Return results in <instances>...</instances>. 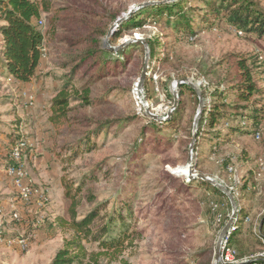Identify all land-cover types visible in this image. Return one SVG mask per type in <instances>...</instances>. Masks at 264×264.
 <instances>
[{
    "label": "rangeland",
    "instance_id": "obj_1",
    "mask_svg": "<svg viewBox=\"0 0 264 264\" xmlns=\"http://www.w3.org/2000/svg\"><path fill=\"white\" fill-rule=\"evenodd\" d=\"M173 1L48 0L50 8L41 14L44 50L34 77L27 84L19 82L0 66V229L6 238L33 234L26 251L0 242V264H49L65 236L57 218H69L71 202L65 197L63 181L76 186L85 177L74 207L78 217L106 201L100 215L121 210L125 228L132 233V243L103 264H213L215 241L232 216V204L222 190L223 194L198 182L186 184L198 174L221 184L236 201L233 216L239 228L232 245L238 260L264 258L260 227L264 112L256 129L245 116L216 126L217 136L196 132L199 117L194 128L197 114L213 100L212 92L225 91L236 82L233 62L238 56L255 57L258 68L253 77L264 91V71H260L264 70V38L238 33L219 18L210 25L203 23L198 10L193 12L194 33L176 34L163 23L155 24L153 9L147 8ZM255 1L264 7V0ZM199 2L189 1L187 7L198 8ZM131 16L142 23L125 27L119 23L107 36L117 19ZM136 41L148 50L141 83L145 51L136 47ZM147 41L157 48L153 59ZM90 48L102 49L104 67L90 85L93 101L89 105L72 102L70 119L63 127H54L49 120L50 102L68 70L57 65V51L75 54ZM120 48L123 53H117ZM84 70L76 73V85L96 69ZM236 126H242V133H230ZM97 129L90 150L72 160L65 158L70 154L62 150L65 144ZM11 130L17 133L16 140L21 136L29 144L31 154L25 160L30 176L34 157L30 141L45 139L51 151L58 183L50 186L31 176L50 199L45 206L21 205L4 173L14 143ZM254 131L260 132L259 139H254ZM227 166L236 169L238 184ZM126 201L129 209L122 205ZM14 211L18 219L11 216ZM115 226V230L122 228L119 220ZM85 245L89 250L96 248L93 243Z\"/></svg>",
    "mask_w": 264,
    "mask_h": 264
},
{
    "label": "trees",
    "instance_id": "obj_2",
    "mask_svg": "<svg viewBox=\"0 0 264 264\" xmlns=\"http://www.w3.org/2000/svg\"><path fill=\"white\" fill-rule=\"evenodd\" d=\"M189 1L195 0H174L169 3L147 6V8L153 9L151 11L155 24L163 23L176 34L194 33L193 12L198 10L202 11L201 21L203 23L210 25L219 18L234 27L235 30L255 33L264 38V7L255 0H197L200 1L198 8L187 7ZM49 8L48 0H0V66L19 82L30 81L36 73L45 44V32L38 21L41 19V14ZM141 23L142 21L131 16L123 19L120 26L140 25ZM49 39L52 41L51 37ZM135 43L136 47H142L145 51L141 41ZM147 43L150 49V59H153L157 55V48L155 44L149 41ZM123 51L124 48H120L117 53H123ZM101 53L102 49L99 48H90L75 54L66 49H58L57 65L68 70L60 78L61 85L50 102L49 120L54 127L61 128L65 121L70 119L68 113L75 108V106H71L72 102L78 101L82 105H89L93 101L89 96L90 85L104 68H102L100 60ZM162 60H164L163 57ZM255 62V57L238 56L234 60L233 66L237 72L236 82L229 85L225 91L215 90L212 92L211 99L213 100H210L209 106H206L198 116L197 133L204 131V136L208 132L215 133L214 135L217 136L219 133L215 130L216 126H224L229 121H237L241 116L251 119V126L256 129L259 120L263 117L264 102L262 97L264 91L253 77L254 71L258 68ZM84 68L89 71L96 70L89 73V78L82 84L76 85L74 77L78 71ZM258 104L259 106H256ZM228 109L234 113H230ZM241 127L230 128V133H238V131L242 133ZM99 129L94 132H84L81 138L65 144L62 150L70 152L69 156H65V158L72 160L80 152L90 150L92 147L90 139L98 135ZM11 131L14 132V130ZM13 132H9V137L12 142H16L17 133ZM85 179L86 177L76 186L63 181L65 197L71 202L68 209L69 218H57L65 236L62 246L56 251L49 264H103L104 259H116L132 243L130 238L132 233L125 228V216L121 210H115L109 214L105 212L100 215V210L104 209L106 201L78 217L74 207L77 204V195L81 193L85 184ZM194 182H198L201 187L210 189L212 192L222 193L217 186L201 178L189 180L186 184L192 185ZM122 205L129 209L127 201ZM117 220L122 225L119 230H115ZM260 223L261 229H264V215ZM237 228L230 237L229 246L232 248L235 258L238 259L240 255L232 245ZM261 235L264 237L262 230ZM85 243L96 244V248L89 250ZM256 263L264 264V258L257 259Z\"/></svg>",
    "mask_w": 264,
    "mask_h": 264
},
{
    "label": "built area",
    "instance_id": "obj_3",
    "mask_svg": "<svg viewBox=\"0 0 264 264\" xmlns=\"http://www.w3.org/2000/svg\"><path fill=\"white\" fill-rule=\"evenodd\" d=\"M38 23L43 25V20L40 19ZM237 32L241 33V30H237ZM260 136L261 134L259 131L254 133V139H259ZM30 154L31 151L27 140L20 136L10 147L9 158L11 161L5 165L4 173L10 178L17 194V201H19L21 205L29 207H42L49 204L50 199L47 195H45L44 192L41 191L40 188L34 184L30 173L26 168L25 157ZM261 165L264 169V159H262ZM227 170L232 173L235 185L238 184L240 179L237 175L236 169L233 166H227ZM230 189H234V187H230ZM215 207H217L216 204L213 205V208ZM11 216L12 218H19L18 213L15 211L12 212ZM220 217L221 215L219 214V220ZM247 219V217L244 218V220ZM236 222L237 217L233 219L230 227L221 238H219L220 233L218 234L215 241L213 264L215 262L216 256L218 257L219 264H257L256 261L258 258L251 257L250 259H244L241 261L235 258L234 252L229 246V241L233 231L238 227ZM38 223L39 221L37 220L35 223H33V225H37ZM31 236H33V234L30 233L28 235H17L11 238H6L0 229V242H5L9 246L16 245L22 251L27 250Z\"/></svg>",
    "mask_w": 264,
    "mask_h": 264
},
{
    "label": "crops",
    "instance_id": "obj_4",
    "mask_svg": "<svg viewBox=\"0 0 264 264\" xmlns=\"http://www.w3.org/2000/svg\"><path fill=\"white\" fill-rule=\"evenodd\" d=\"M26 84L28 82H25ZM30 145L32 146V150L34 152V157L31 164V176L36 182H40L43 184H48L50 186L55 185L57 182L56 174L53 172V164L55 161L52 160L51 151L47 148V143H45V139L42 143H36L34 141H30Z\"/></svg>",
    "mask_w": 264,
    "mask_h": 264
},
{
    "label": "water",
    "instance_id": "obj_5",
    "mask_svg": "<svg viewBox=\"0 0 264 264\" xmlns=\"http://www.w3.org/2000/svg\"><path fill=\"white\" fill-rule=\"evenodd\" d=\"M159 3H161V2H159ZM123 19H125V18L123 17V18H119V19L116 20V22L111 26V28H110V30H109L107 36H109V35L112 33V31L114 30V28H115V27H116V26H117V25H118ZM143 42H144V41H143ZM147 67H148V50L145 49V62H144V66H143L142 73H141L140 83L142 82V80H143V78H144V76H145V74H146V68H147ZM199 114H200V112L197 114V116H196V118H195L194 128L196 127V122H197V118H198ZM189 174H190V176H194V175L192 174V172H189ZM196 175H197V174H196ZM198 177L201 178V179H203V180H206V181L212 183L213 185H216L220 190H222L223 192H225V193L228 194L229 199H230V201H231V204H232V216L229 218L228 222H227V223L224 225V227L222 228V230H221V232H220V235H219V238H221V237L226 233L227 229L230 227V225H231V223H232V221H233V219H234V216H233V215L235 214V211L237 210L236 201H235L234 197H233L231 194H229V192L226 191V189H225L221 184H219L218 182H216V181H214V180H212V179H210V178H207V177H205V176H203V175H201V174H198ZM214 264H219V263H218V257H217V256H216V258H215V262H214Z\"/></svg>",
    "mask_w": 264,
    "mask_h": 264
},
{
    "label": "bare ground",
    "instance_id": "obj_6",
    "mask_svg": "<svg viewBox=\"0 0 264 264\" xmlns=\"http://www.w3.org/2000/svg\"><path fill=\"white\" fill-rule=\"evenodd\" d=\"M186 170H187V169H186V168H184V170H183V171H184V172H186Z\"/></svg>",
    "mask_w": 264,
    "mask_h": 264
}]
</instances>
